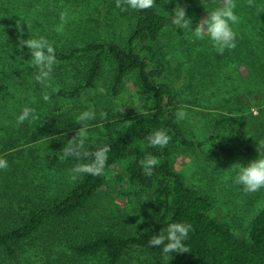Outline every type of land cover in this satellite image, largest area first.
<instances>
[{
  "label": "rangeland",
  "instance_id": "rangeland-1",
  "mask_svg": "<svg viewBox=\"0 0 264 264\" xmlns=\"http://www.w3.org/2000/svg\"><path fill=\"white\" fill-rule=\"evenodd\" d=\"M8 8L0 21L12 18L7 13L20 12L31 28L32 38L45 37L54 49L68 50L82 47L89 41H115L122 46L135 22L133 10L122 11L115 0H0ZM221 0H155L154 8L170 19L172 9L181 6L192 20V29L208 12L220 6ZM235 13L240 17L232 25L236 33V47L218 53L210 40L197 39L191 31L170 23L155 43L149 42L166 66L173 81L174 92L186 118L178 120L187 138L195 147L176 146L172 164L188 185L208 196L219 221L229 226L238 238H246L251 222L264 205V188L246 193L234 184L236 166L246 165L257 158L256 143L262 140L253 129L231 125L218 127L215 119L220 113L235 111L244 95L254 93L258 83L248 75L251 60L245 40L254 44L264 38V0H235ZM16 9V10H15ZM3 12V11H2ZM67 12L68 22L62 33L57 32L60 13ZM12 21V20H10ZM2 22L5 23V20ZM1 27V22H0ZM1 30V28H0ZM1 35V33H0ZM141 53V44H136ZM142 55H147L144 51ZM12 57H0V81L20 67ZM29 78L10 84L0 82V157L8 161L7 169H0V226L11 214L18 216L31 209L47 205L56 197L65 196L75 181L70 175L74 166L68 164L61 152L65 143L82 127L76 117L91 107L96 118L87 121V139L94 142L105 137L98 129L100 113L127 125L148 104L137 87V76L130 73L119 87L117 95L110 88L109 77L102 75L92 87H81L82 58L58 62L53 66L52 78L39 84L34 68L28 64ZM102 88L104 91L100 92ZM59 89L58 91H54ZM50 96L51 102L43 99ZM34 109L32 116L17 124V116L25 107ZM257 115V110L253 109ZM105 116L103 118H105ZM251 123H255L251 121ZM210 146V147H209ZM58 160L51 163L52 156ZM123 194H110L95 207L98 219L79 222L74 233L78 236L96 229L134 232L148 226L157 212V203L145 189ZM142 218V220H141ZM138 220H141L138 223ZM0 264H91L73 256L72 250L52 225L44 226L32 239L20 244L14 254L0 252ZM123 264H170L166 259L152 258L138 250H130Z\"/></svg>",
  "mask_w": 264,
  "mask_h": 264
},
{
  "label": "trees",
  "instance_id": "trees-1",
  "mask_svg": "<svg viewBox=\"0 0 264 264\" xmlns=\"http://www.w3.org/2000/svg\"><path fill=\"white\" fill-rule=\"evenodd\" d=\"M6 11L8 8L0 3V15H6ZM7 14L12 18L3 19L5 23L0 21V57L4 54L7 58L12 57L20 69L7 74L8 70L4 68L2 74L6 75L0 82H15L20 72L23 74L20 82L23 83L29 78L24 72L29 71L31 55L26 48L16 47L17 38H32L33 32L20 12ZM133 15L135 22L125 46L115 41L95 40L82 47L55 49V56L58 62L77 58L85 61V69L81 72L82 88L94 86L102 75L107 74L114 95H117L127 75L135 73L137 87L148 100L147 107L121 127V122L117 123L114 118L105 116L98 119V129L105 133V137L85 142V149L94 152L99 146L110 147L103 174H81L65 196L56 197L47 205L18 216L11 214L10 220L0 226V252L14 254L20 244L32 239L44 226L52 225L80 263L123 264L130 250H138L152 258L166 259L170 264H264V205L254 216L247 237L238 238L228 225L219 221L211 199L185 183L174 169L171 159L176 146L193 148L195 141L186 137L177 119L179 101L173 81L167 76L163 59L149 44L158 40L171 19L154 7L133 10ZM138 43L147 55L136 50ZM245 43L251 57L247 62L248 75L254 77L259 88L244 95L235 111L220 113L215 123L221 128L231 125L251 128L256 137L264 140V38L256 44L248 40ZM253 109L257 110V115L253 114ZM158 129H164L171 138L164 148L150 147L146 143L147 135ZM148 154L158 159L151 176L143 173L140 164ZM57 160L54 155L51 163ZM90 160L91 157L65 158L72 166ZM125 188L129 192L145 189L157 203V212L148 226L125 233L103 228L85 235L74 233L82 219H98L95 207L100 204L99 200H105L114 193L122 195ZM173 222L192 225L184 241L188 253L165 254L163 245L149 244L152 236L161 231L166 235L167 225Z\"/></svg>",
  "mask_w": 264,
  "mask_h": 264
},
{
  "label": "clouds",
  "instance_id": "clouds-1",
  "mask_svg": "<svg viewBox=\"0 0 264 264\" xmlns=\"http://www.w3.org/2000/svg\"><path fill=\"white\" fill-rule=\"evenodd\" d=\"M116 6L122 11L128 8L133 10H145L155 6V0H115ZM249 6H253V0H248ZM235 0H221L220 6L207 13L200 19L196 27L192 29V20L186 14V9L176 6L172 9L171 23L180 29L191 31L197 39L207 37L212 47L218 52L223 53L226 49H234L236 47V33L233 31L232 25L240 22V17L235 13ZM67 12L60 13V23L56 25V31L63 32L64 25L67 24ZM19 31V25L17 26ZM16 47L18 49H27L31 55L30 66L36 71L34 80L39 84L46 85V82L52 78L53 66L57 63L55 49L45 37L21 39L17 38ZM56 89L54 91H58ZM100 92L104 90L99 89ZM43 99L51 102L50 96L45 94ZM34 109L25 106L17 116V124L23 123L32 116ZM186 112L183 107L176 113L178 120L186 118ZM101 118L105 113H100ZM96 113L94 109L89 107L88 110L81 112L76 117V123L82 127L67 140L62 149L63 157H74L76 159L91 157L87 163H78L70 169V175L73 180L77 179L81 174H90L93 176L102 175L108 161V152L110 147L103 145L97 147L96 151L89 152L85 149V141L87 139V121L94 120ZM170 136L164 129H158L146 137V143L150 147L164 148L170 141ZM210 147V146H209ZM257 158L249 161L246 165L239 163L236 166V175L234 184L242 187L246 193L256 192L264 188V140L256 143ZM141 168L146 176L153 174V169L158 164V159L148 154L141 161ZM8 161L0 157V169H7ZM142 220V218H141ZM138 220V223L141 222ZM192 229V225L183 222L169 223L164 231L152 236L149 241L151 246L163 245V253H188L189 249L185 246L184 241L188 238V234ZM167 241V243H165Z\"/></svg>",
  "mask_w": 264,
  "mask_h": 264
}]
</instances>
